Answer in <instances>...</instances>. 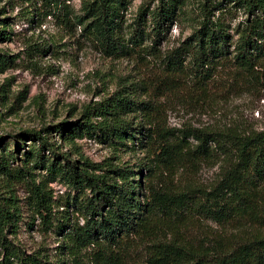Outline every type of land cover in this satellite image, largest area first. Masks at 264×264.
Returning a JSON list of instances; mask_svg holds the SVG:
<instances>
[{"label":"trees","instance_id":"trees-1","mask_svg":"<svg viewBox=\"0 0 264 264\" xmlns=\"http://www.w3.org/2000/svg\"><path fill=\"white\" fill-rule=\"evenodd\" d=\"M41 1L48 15L62 13L67 29L80 28L82 36L108 57L131 55L141 46L147 37L143 25L148 13L154 36L146 54L155 55L167 23L187 4V0H158L154 11L142 8L126 40L123 11L134 0H94L85 4L82 16L71 9L73 0ZM231 2L248 14L233 53L225 23L219 18L211 20V13L204 10L193 35L164 58L171 78L187 73L194 85L204 90L213 81L217 66L232 61L247 78L264 80V0ZM3 39H7L5 31H0ZM130 88L132 91L127 92L121 86L112 96L87 107L81 120L16 136L33 144L24 154L27 166L32 163L46 172L47 181H62L85 196L63 206V216L58 219L54 212L57 202L33 181L31 192L42 224L57 226L63 234L70 229L64 247L73 261H78L83 249L92 247L95 264H264V130L199 132V150L185 152L184 140L173 142L160 120L153 117L148 126H135L127 118L130 113L150 115L156 107L152 99L139 97L142 84L132 82ZM93 116L102 122L95 124ZM53 134L69 144L76 138L96 136L113 145H131L132 151L145 152L137 164L140 172L120 164L94 163L79 151L73 160L71 153H61L51 142ZM3 140L0 138V174L26 179L30 174L27 167L11 168V161L17 157L3 146ZM196 154H208L222 162L217 183L206 190L168 188L161 180L162 170L182 164L186 155ZM17 211L14 203L0 202V245L5 251L1 264H51L36 254H24L7 240L6 231L18 228ZM73 213L80 214L84 223L73 220Z\"/></svg>","mask_w":264,"mask_h":264},{"label":"rangeland","instance_id":"rangeland-1","mask_svg":"<svg viewBox=\"0 0 264 264\" xmlns=\"http://www.w3.org/2000/svg\"><path fill=\"white\" fill-rule=\"evenodd\" d=\"M91 1L94 0H73L70 7L75 15L82 16L85 4ZM158 6V0H134L128 10L123 11L126 40L136 27L140 10L148 8L152 12ZM204 10L211 13V20L219 18L225 23L233 53L248 14L243 8L235 7L231 0H187L184 9L177 12V18L167 23V31L155 55L146 54L153 46L154 36L152 16L148 13L143 25L146 39L136 48V53L120 57L102 54L82 36L80 28L67 29L63 25V14L55 11L48 15L41 0H0V31H5L7 37L0 40V138L5 139L3 146L17 157L11 161V168L16 171L27 167L30 172L26 179H11L0 174V202L14 203L18 209V228L6 231V237L24 254H36L51 264H63V261L95 264L92 247L83 249L78 261H73L74 257L64 247L65 235L70 229L63 234L56 230L57 226L42 224L35 210L32 182L44 187L57 202L54 212L58 219L63 216V206L73 198L84 199V194L70 189L62 181H47L46 172L32 163L27 166L24 154L33 144L18 140L17 135L81 120L87 107L112 96L121 86L131 92L132 82L143 85L139 91L141 100L152 99L156 107L150 115L130 113L127 118L135 126L140 123L148 126L153 117L160 120L173 142L184 140L185 152L199 150L201 142L196 137L199 132L264 130V80L247 78L229 61L217 66L213 81L201 90L187 73L171 78L165 70L164 58L193 35L203 20ZM92 121L102 122L94 116ZM51 139L61 153H71L73 160L77 159L75 152L79 151L94 163L130 166L137 174L140 172L137 164L145 156L141 150L132 151L131 145L128 148L113 145L96 136L76 138L73 144L57 134ZM18 143H26V146L21 144L17 149ZM184 158L182 164L162 170L161 180L168 188L206 190L221 178L219 159H212L208 154ZM76 219L84 223L80 214L73 213V220ZM4 254L0 245V264ZM139 258L141 255L136 261Z\"/></svg>","mask_w":264,"mask_h":264}]
</instances>
